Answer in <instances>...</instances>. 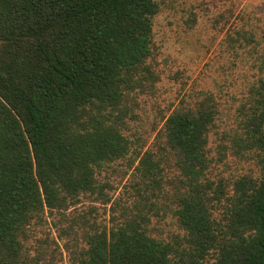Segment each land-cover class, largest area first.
<instances>
[{"label": "trees", "instance_id": "trees-1", "mask_svg": "<svg viewBox=\"0 0 264 264\" xmlns=\"http://www.w3.org/2000/svg\"><path fill=\"white\" fill-rule=\"evenodd\" d=\"M157 10L154 0H0V264H36L23 245L29 224L100 195L95 168L124 154L125 118L157 80ZM216 111L203 95L173 108L156 133L184 177L174 209L183 235L162 241L139 209L123 210L85 233L68 264H205L210 252L212 264H264V77L248 136L263 173L233 179L229 194L221 180L201 181ZM155 168L143 151L135 170L156 183Z\"/></svg>", "mask_w": 264, "mask_h": 264}, {"label": "rangeland", "instance_id": "rangeland-1", "mask_svg": "<svg viewBox=\"0 0 264 264\" xmlns=\"http://www.w3.org/2000/svg\"><path fill=\"white\" fill-rule=\"evenodd\" d=\"M149 60L157 80L151 91L138 93L132 114L120 131L127 140L122 156L95 168L100 195L85 193L60 212H44L27 227L26 254L36 264H68L85 246L84 234L109 226L124 210L146 215L150 236L162 241L181 237L174 216L176 196L185 187L173 155L156 133L179 104L192 106L210 95L216 114L207 132V168L201 181L226 183L263 173L258 150L249 143L258 83L264 77V0H154ZM148 150L156 183L143 178L135 166ZM209 193V192H208ZM107 201V202H106ZM215 204L219 219L222 204ZM113 220V221H112ZM214 252L205 256L212 264Z\"/></svg>", "mask_w": 264, "mask_h": 264}]
</instances>
